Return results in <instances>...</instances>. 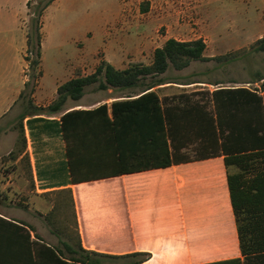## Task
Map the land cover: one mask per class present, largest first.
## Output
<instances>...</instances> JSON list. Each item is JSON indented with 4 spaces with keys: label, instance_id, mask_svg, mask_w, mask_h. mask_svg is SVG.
Masks as SVG:
<instances>
[{
    "label": "crops",
    "instance_id": "obj_1",
    "mask_svg": "<svg viewBox=\"0 0 264 264\" xmlns=\"http://www.w3.org/2000/svg\"><path fill=\"white\" fill-rule=\"evenodd\" d=\"M28 1L0 0V136H4L0 138V148H5L4 143L7 142L10 125L7 116L19 105L20 95L29 81L27 72L30 64L25 58L27 32L22 24ZM160 1V5L164 6L162 10L177 11L173 10L171 0ZM244 6L246 11L251 8L248 2ZM145 8H142V14L149 9L148 6ZM189 10L179 11L177 15ZM123 11H126L123 16L125 23L119 26L123 36L118 45L109 43L108 50H102L104 54L99 62H83L82 56L74 66L72 64V68H67L63 78L53 77L49 85L45 83L43 43L40 62L43 75L32 93L35 104L49 105L57 97L62 83L74 77L77 71L83 75L94 72L103 59L117 68H124L134 61L130 57L136 46L131 43L133 37L127 34H139V42H142L140 50L148 36L146 29L149 26L147 22L139 24L133 21L135 0H131ZM255 13L264 26V8H255ZM126 24L135 25L136 32H132L129 26L127 29ZM169 38L178 39L167 34L163 43ZM77 43L83 53V41ZM161 76L164 80L156 89L163 106L206 104L214 115L216 102L213 92L216 89L250 85V82L221 85L222 81L203 78L196 72L187 73L182 81ZM171 86L181 90L176 97ZM104 91H107L106 95L97 92L92 95L87 87L80 100L68 99L58 112L27 113L23 118L27 138L25 152L29 153L32 179L26 187L23 177L7 182L0 189V264H11L13 259L15 264H22L25 226L30 230L32 239L40 236L49 245L64 251L69 261L83 259V249L108 255L149 253L147 260L140 264H200L242 256L224 155L195 158L191 152L197 149H192V146L199 145V140L194 139L189 147L182 150L191 154L190 160L162 168L72 182L61 117L64 112L75 108H94L105 102L110 106L114 100L126 99L132 94L112 88ZM258 93L263 96V90H258ZM22 156L14 163H18ZM25 167L29 172L27 162ZM9 175L12 176L13 172L10 171ZM67 188H71L73 193L79 237L56 234L45 218L58 194L53 192ZM59 195L66 198L64 193ZM65 243L71 248H67Z\"/></svg>",
    "mask_w": 264,
    "mask_h": 264
},
{
    "label": "trees",
    "instance_id": "obj_2",
    "mask_svg": "<svg viewBox=\"0 0 264 264\" xmlns=\"http://www.w3.org/2000/svg\"><path fill=\"white\" fill-rule=\"evenodd\" d=\"M52 1L37 0L33 4L30 0L27 3L31 16L27 45L31 55L26 58L34 71L32 80L26 83V88L31 87L30 92L25 89L20 95L25 105L24 112L19 115L21 148L11 151V156L17 159L23 155L32 179L22 125L27 113L58 112L68 99L80 100L88 86H94L95 90H129L132 94L128 98L114 100L110 106L105 102L94 108H75L63 113L62 130L72 182L162 168L190 160L191 154L182 150L194 139L199 140L195 151L199 155L195 158L224 155L242 254L200 264H264L263 96L250 87L216 89L213 92L216 115L207 109L206 104L163 106L156 89L164 80L161 75L170 67L181 70L192 61L208 58L204 39L169 38L154 49L151 63L132 62L124 68H117L103 59L90 74L77 71L74 77L58 87L57 97L49 105L39 106L32 97L36 85L33 80L42 74V17ZM143 9L146 10L145 6ZM252 48L264 51V36L258 38ZM53 193L58 194L52 210L45 217L47 222L58 235L70 238L78 235L72 189ZM60 193L66 194V198ZM23 231L22 264H140L149 255L146 252L108 255L83 249V259L69 261L64 251L49 245L40 236L32 239L26 226ZM65 245L71 248L68 243ZM11 264H15L14 259Z\"/></svg>",
    "mask_w": 264,
    "mask_h": 264
},
{
    "label": "rangeland",
    "instance_id": "obj_3",
    "mask_svg": "<svg viewBox=\"0 0 264 264\" xmlns=\"http://www.w3.org/2000/svg\"><path fill=\"white\" fill-rule=\"evenodd\" d=\"M130 1H52L42 17L45 83L47 85L52 83L53 77L63 78L67 68L70 66L72 68V64L74 66L82 56L83 62L93 60L99 62L104 54L103 51L108 50L109 43L113 46L118 45L123 36L119 26L125 23L123 16L126 11L123 10L127 9ZM36 2L37 0H33V4ZM161 2L160 0H135L136 12L133 21L139 24L147 22L149 27L146 29L148 36L140 50L142 42H139L141 41L139 34H127L128 37H133L131 43L134 47L136 46V49L131 51L133 56L130 58L134 60L132 62L151 63L155 47L163 43V38L167 34L177 36L179 40L202 38L207 45L206 60H195L188 68L182 70L170 67L163 76L174 81H182L187 73L196 72L203 78L211 77L222 81L221 85H241L244 84L243 82H250V88L260 92L263 90L264 100V51H254L252 48L253 43L264 36L262 31L264 26L258 21L255 13V8H264V0H171L173 10L177 11L162 10L164 6L160 5ZM247 2L251 7L248 11L244 8ZM143 6L149 8L145 14H142ZM186 9L192 11L177 15V12L186 11ZM29 10L27 5L25 17L22 20L26 32L29 30L31 19ZM126 26L127 29L129 26L132 32H136L135 25L126 24ZM76 41H83V53ZM28 55L31 54L27 47L25 58ZM113 58L111 57L112 60H116ZM33 71L29 66L27 75L30 81ZM41 75L35 77L33 81L37 83ZM261 78L263 80H259ZM171 87L176 97L181 90L177 86ZM25 89L30 92L31 87L26 88L25 85ZM128 91L125 90V92ZM88 92L92 95L96 92L99 95L107 94V91L95 90L94 86H88ZM19 101V105L15 106L7 116L10 124L7 130V142L4 143L5 148L4 146L0 148V189L7 182L18 181L23 177L22 182H25V187L31 181V176L25 167V159L14 163L15 159L10 154L11 151L21 148L19 114L25 109V105L21 98ZM0 138L4 136L1 135ZM192 149H198V146L194 145ZM191 154L199 155L195 151ZM10 171L13 172L12 176L9 175Z\"/></svg>",
    "mask_w": 264,
    "mask_h": 264
}]
</instances>
